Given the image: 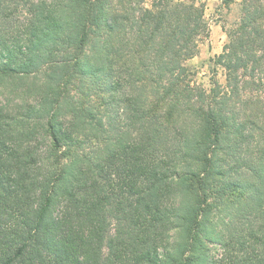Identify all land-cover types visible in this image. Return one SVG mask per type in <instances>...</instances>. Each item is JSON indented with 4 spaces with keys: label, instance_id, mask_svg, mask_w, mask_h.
I'll return each mask as SVG.
<instances>
[{
    "label": "trees",
    "instance_id": "1",
    "mask_svg": "<svg viewBox=\"0 0 264 264\" xmlns=\"http://www.w3.org/2000/svg\"><path fill=\"white\" fill-rule=\"evenodd\" d=\"M240 4L205 86L195 0H0V264H264V0Z\"/></svg>",
    "mask_w": 264,
    "mask_h": 264
},
{
    "label": "rangeland",
    "instance_id": "2",
    "mask_svg": "<svg viewBox=\"0 0 264 264\" xmlns=\"http://www.w3.org/2000/svg\"><path fill=\"white\" fill-rule=\"evenodd\" d=\"M153 0H146L150 5ZM205 7V19L209 24V35L199 43L197 54L189 61L196 71V80L210 86L213 75V61L222 53L229 41L228 31L240 18L241 0H195ZM221 77V72L219 73Z\"/></svg>",
    "mask_w": 264,
    "mask_h": 264
}]
</instances>
